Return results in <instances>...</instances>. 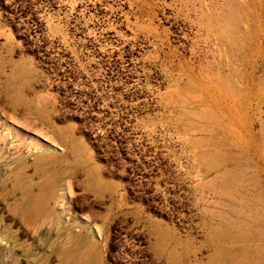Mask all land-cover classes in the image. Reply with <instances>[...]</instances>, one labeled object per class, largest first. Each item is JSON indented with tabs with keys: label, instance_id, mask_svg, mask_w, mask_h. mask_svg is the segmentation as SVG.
I'll return each mask as SVG.
<instances>
[{
	"label": "rangeland",
	"instance_id": "1",
	"mask_svg": "<svg viewBox=\"0 0 264 264\" xmlns=\"http://www.w3.org/2000/svg\"><path fill=\"white\" fill-rule=\"evenodd\" d=\"M0 264H264V0H0Z\"/></svg>",
	"mask_w": 264,
	"mask_h": 264
},
{
	"label": "crops",
	"instance_id": "2",
	"mask_svg": "<svg viewBox=\"0 0 264 264\" xmlns=\"http://www.w3.org/2000/svg\"><path fill=\"white\" fill-rule=\"evenodd\" d=\"M34 201V202H33ZM48 201L47 196L40 195L34 196L29 199L28 202L18 203L14 206L16 212L21 214L25 219L32 220L33 218L47 217L50 216L47 214ZM68 248L62 250L63 256L67 257Z\"/></svg>",
	"mask_w": 264,
	"mask_h": 264
},
{
	"label": "bare ground",
	"instance_id": "3",
	"mask_svg": "<svg viewBox=\"0 0 264 264\" xmlns=\"http://www.w3.org/2000/svg\"><path fill=\"white\" fill-rule=\"evenodd\" d=\"M34 202V201H33Z\"/></svg>",
	"mask_w": 264,
	"mask_h": 264
}]
</instances>
